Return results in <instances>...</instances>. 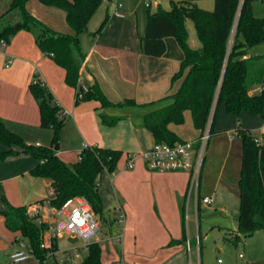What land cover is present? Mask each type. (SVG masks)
I'll list each match as a JSON object with an SVG mask.
<instances>
[{"label": "crops", "instance_id": "0c3cea01", "mask_svg": "<svg viewBox=\"0 0 264 264\" xmlns=\"http://www.w3.org/2000/svg\"><path fill=\"white\" fill-rule=\"evenodd\" d=\"M29 1L26 6L31 14L56 31L72 32L62 10L39 1L43 6L41 9L35 2ZM104 1L109 3L106 14L109 10L111 13H108L103 30L94 34L95 31L87 28V32L79 36V44L85 54L80 82L88 85L96 83L110 103L106 106L96 100L76 103V91L65 84L64 70L50 56L42 53L30 32L20 30L9 43L4 46L0 44V118L8 129L19 134L26 143H51L52 130L40 126L38 105L29 90L30 82L38 76L57 104L71 114L61 129L58 149L55 150L63 161L70 159L72 154L77 157L70 163L77 161L84 143L119 149L122 152L115 172L107 171L111 174L108 176L109 184L115 199L122 201L126 215L129 216L126 226L124 219L123 237L119 244H122L129 232L142 230L137 219L151 211V204L154 203L155 211L165 218L161 226H158L161 237L157 240L156 248L164 251L163 259L168 258L172 262L175 256L189 252L185 242H176L182 236L177 237L176 229L179 227L178 217L181 216L182 205L184 218L190 213L192 203L199 213L203 203H197V196L212 197L213 209L225 221L217 224V228H221L224 235L236 233L238 209L231 212L229 204L230 197L235 193L220 173L215 181L209 178L203 179V182L202 174L204 170L205 178L211 174L222 142L226 140L228 156L238 147L239 129L250 132L252 127L258 129L259 126L255 135L264 133V117L260 118L246 111L228 114L223 105L217 106L214 116L213 109L212 134L207 145L198 189L189 187V177L185 172H153L146 169L140 161L134 168L126 169V153L148 150L155 142L145 126L144 117L148 113H158L174 102V93L179 88L181 79L172 83L171 77L179 69L183 52L174 37H166V50L162 56L144 54L141 50V38L145 27L141 33L133 27L135 19L128 3L118 0L122 3L125 16L116 17L112 15L110 1ZM154 2L156 5L160 4L159 0ZM191 47L197 46L193 42ZM9 60L10 65L5 66ZM102 115L108 120H115V124H104ZM168 129L178 139L183 140L194 139L199 134L188 110L184 112L182 124L169 123ZM5 150L6 146L0 143V152ZM38 162L36 158L23 154L0 158V210L5 208L2 195L9 204L24 207L31 206L46 196L50 180L30 174V170ZM169 217L172 221H169ZM166 232L171 234L167 236ZM112 235L107 233L106 237ZM197 236H201L199 225ZM197 236L193 242L185 237L191 242L189 249L196 244ZM19 238V232L9 231L4 224V217L0 215V248L11 249ZM107 238L104 239L105 242L112 241ZM170 241L172 243L169 245ZM121 262L125 264L122 259ZM200 264H203L202 261Z\"/></svg>", "mask_w": 264, "mask_h": 264}, {"label": "trees", "instance_id": "16d2710c", "mask_svg": "<svg viewBox=\"0 0 264 264\" xmlns=\"http://www.w3.org/2000/svg\"><path fill=\"white\" fill-rule=\"evenodd\" d=\"M28 1L12 0L9 8L0 15V40L9 43L18 31L30 32L42 53L50 56L64 70V82L75 89L76 103L96 100L103 106L108 105L110 102L96 83L80 82L85 54L80 47L79 36L87 32L91 16L104 0H39L64 12L71 33L56 31L34 17L27 9ZM254 1L264 2L214 0L213 9L205 10L193 0H170L168 9L157 4L153 11L150 10L152 1L148 3L147 21L141 38L142 52L149 56H162L166 50V37H174L183 52L179 69L171 77L172 83L181 79L174 93V102L160 112L148 113L144 117L145 126L155 142L180 140L168 129V124H182L186 110L190 111L193 126L198 130L204 127L213 109L215 116L218 105H223L228 114L243 111L251 115L264 113V56H247L251 46L264 40V17L253 14ZM108 17L107 12L94 34L103 30ZM188 19L193 23L199 42L195 48L188 43ZM16 23L19 26L16 27ZM254 85L262 86L257 94L250 92ZM29 90L38 105L40 126L52 130L51 143H26L0 118V143L6 146V150L0 152V158L21 154L36 158L39 162L30 174L50 180L57 194L52 199L53 204L60 206L66 199L81 195L88 199L94 213L102 216L99 177L105 170L111 173L116 169L121 150L94 146L83 149L74 163L63 161L53 148L58 144L66 122L60 117L61 107L38 76L30 82ZM101 118L104 124H115V120H108L104 115ZM238 136L242 140V154L237 230L232 236L224 235V239L231 243L249 237L256 230H264V145L257 144L255 136L247 130L239 129ZM1 200L5 208L0 210V215L4 217L6 228L19 232L41 262L45 259L46 264H104L101 245L97 241L89 244L78 262L64 260L60 263L56 257L47 258V250L40 247L43 229L27 215V207L13 206L3 195ZM180 212L182 236L176 240L178 243L185 240L183 205Z\"/></svg>", "mask_w": 264, "mask_h": 264}, {"label": "rangeland", "instance_id": "374dc122", "mask_svg": "<svg viewBox=\"0 0 264 264\" xmlns=\"http://www.w3.org/2000/svg\"><path fill=\"white\" fill-rule=\"evenodd\" d=\"M118 1V0H117ZM121 2H127L132 11L135 27L139 33L145 27L147 21V7L148 2L145 0H120ZM170 0H159V3L163 9L169 8ZM198 7L205 10H212L214 6V0H195ZM12 0H0V15L3 14L10 6ZM35 2L38 7L43 9L39 0H31L29 3ZM109 3L103 1L99 8L94 12L88 22V30L96 31L106 14V7ZM110 8H112L110 6ZM109 8V9H110ZM156 8V3L152 0L150 10L153 11ZM253 14L257 17H264V2L254 1L252 3ZM111 13V10L108 11ZM33 15V14H32ZM36 17L35 15H33ZM38 18V17H36ZM41 20L40 18H38ZM43 21V20H41ZM44 22V21H43ZM45 23V22H44ZM187 31L189 34L188 43L192 46L193 42L196 46H199L198 39L195 34V29L191 20L186 22ZM230 45V42H229ZM250 53L253 56H264V40L255 43L250 48ZM252 94L260 92V88L257 85L250 87ZM261 118L264 117V113L257 115ZM257 124V123H256ZM255 126V125H253ZM258 126V125H257ZM260 127L258 126V129ZM257 127L250 129V132L257 134ZM264 129V125H263ZM238 147L233 149L232 153L228 156L226 153V140L221 143V148L218 150L215 162L212 166L211 174L205 178V170L202 174V182L204 180H214L218 178V174H221L223 180L229 183V188L235 193L230 197V211L235 212L239 208V179L241 168V154H242V140L238 138ZM209 142V141H208ZM77 157L76 154H72L67 159V163H70ZM115 172V171H114ZM111 174L107 171L101 173L99 177V191L103 199V215L96 214V217L100 223L99 231L92 237V241H97L102 246L101 258L104 264H264V230H256L249 237L239 240L237 243L227 242L224 239V232L221 228H217V224H220L222 219L213 209L214 203L211 205L203 204L199 213L196 212V208L192 203L190 213L185 216V237L188 241H194L198 234V225L200 227L201 236L199 237V244L197 240L195 245L193 244L189 252H182V255H177L173 258L172 262L167 259H163L162 255L164 251L159 247L156 248V243L159 237H161L160 229L158 226L165 221L162 215H159L154 209V203H152V210L143 214L139 220V227L142 229L139 232H129L123 239L122 244L115 242L114 240L105 242L107 233L114 234L118 230V224L115 222L117 214L112 207L117 204L122 205L123 213L125 215V223L127 225L128 215H126L124 205L122 201L116 200L115 195L112 192L109 184V177ZM101 178V180H100ZM108 179V180H106ZM203 184V183H202ZM230 190V191H231ZM105 198V199H104ZM37 203V202H36ZM35 204V203H33ZM31 204V205H33ZM110 208V209H109ZM238 211V210H237ZM179 218V227L176 229L177 237L182 235V228ZM169 221H172V218ZM225 222V221H224ZM120 226V225H119ZM149 228V229H148ZM146 230L144 232V230ZM173 230H171L172 233ZM167 236L171 233L166 232ZM173 234V233H172ZM233 235V232L229 234ZM185 247L187 246V239ZM20 239L26 243V239L20 237ZM58 248L60 249L59 257L64 256V250L69 249L73 245L80 244V240L77 237L63 236L57 240ZM191 244V242L189 243ZM198 244V245H197ZM12 248V247H11ZM11 249L0 248V264H8V254ZM109 252V253H108ZM85 252L81 253V257ZM241 254V256H239ZM72 257V256H71ZM219 260V261H218ZM26 264H37L33 260H29Z\"/></svg>", "mask_w": 264, "mask_h": 264}, {"label": "built area", "instance_id": "2783aa9c", "mask_svg": "<svg viewBox=\"0 0 264 264\" xmlns=\"http://www.w3.org/2000/svg\"><path fill=\"white\" fill-rule=\"evenodd\" d=\"M145 1L149 3L152 0ZM110 4L113 16H125L121 2L111 0ZM232 36L229 40L230 44ZM0 44L4 46L6 43L0 40ZM10 63V60L7 61L5 66H9ZM261 89L262 86L260 91ZM70 116L71 114L61 107L60 117L67 119ZM212 119L213 111L210 112L204 127L199 130L198 136L194 139H180L173 143L166 141L154 142L148 150L126 153L125 168L132 169L140 161L146 169L153 172H185L189 177V187L198 189L208 141L212 134ZM254 141L259 145H264V133L255 135ZM93 147L87 143L83 144V149H92ZM56 195L54 187L50 185L46 190V196L37 203L28 206L26 212L43 229L40 247L47 250L46 257H56L60 263L64 260L75 263L83 257H81V253L87 251L89 244L92 242V237L100 229V223L85 196L70 197L60 206H57L52 203V199ZM212 202L211 196H197V203L211 204ZM112 208L117 214L115 222L118 224V230L107 240L120 243L123 237L125 215L121 204H117ZM63 236L77 237L80 244L64 250V256L59 257L60 249L57 240ZM197 243L199 244L198 236ZM186 247L188 251L190 248L188 241ZM29 260H33L37 264H46L45 259L41 262L35 256L33 249L27 242L24 243L20 238L16 239L9 253V264H26Z\"/></svg>", "mask_w": 264, "mask_h": 264}, {"label": "water", "instance_id": "95a60500", "mask_svg": "<svg viewBox=\"0 0 264 264\" xmlns=\"http://www.w3.org/2000/svg\"><path fill=\"white\" fill-rule=\"evenodd\" d=\"M15 26L17 27V26H19V24L16 23ZM53 148H54V150H57L58 149V144H56Z\"/></svg>", "mask_w": 264, "mask_h": 264}]
</instances>
